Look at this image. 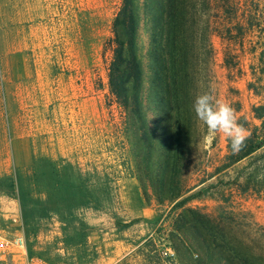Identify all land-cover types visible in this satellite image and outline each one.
Returning <instances> with one entry per match:
<instances>
[{"label": "rangeland", "instance_id": "rangeland-1", "mask_svg": "<svg viewBox=\"0 0 264 264\" xmlns=\"http://www.w3.org/2000/svg\"><path fill=\"white\" fill-rule=\"evenodd\" d=\"M258 1L262 7L264 0ZM121 2L0 0V179L19 175L35 179L45 172L44 179L50 180L51 172L60 168L61 176L70 175L72 184L78 183L79 172L91 186L93 204L66 212L89 225L79 247L87 252L84 262L64 242L60 212L37 222L36 249L52 247L51 256H61L59 264H179L168 241L174 215L168 216L170 206L159 205L154 196L147 202L136 177L125 114L108 88L112 25ZM244 33L237 41L218 34L212 38L214 97L234 109L237 122L244 117L259 124L252 108L264 103L260 62L264 30ZM140 40L146 48L149 35L143 28ZM215 139L206 147L203 169L208 173L228 153V138L217 133ZM248 162L209 180L205 187L215 186L190 206L214 217L223 212L242 217L240 228L249 233L264 227L262 198L242 195L232 183ZM203 176L193 170L190 184L196 185ZM5 191L0 192V228L26 237L20 202ZM147 240L153 244L145 251ZM117 241L130 250L138 247L114 262Z\"/></svg>", "mask_w": 264, "mask_h": 264}, {"label": "trees", "instance_id": "trees-1", "mask_svg": "<svg viewBox=\"0 0 264 264\" xmlns=\"http://www.w3.org/2000/svg\"><path fill=\"white\" fill-rule=\"evenodd\" d=\"M263 10L258 0L246 4L239 0H122L113 21L109 92L125 114L136 177L147 202L154 196L159 205L170 206L168 216L174 215L168 241L179 264H264V227L256 224L257 231L251 228L249 233L240 228L242 217L227 212L214 217L190 206L214 185L204 184L246 160L248 164L232 183L242 195L251 193L264 201V103L252 108L259 124L244 117L238 121L249 133L246 146L233 153L227 139L228 153L210 173L203 169L209 154L203 141L207 128L193 110L197 95L208 91L214 95L212 38L218 34L237 41L246 36V30L262 34ZM142 28L149 35L146 48L140 40ZM261 54L264 74V51ZM229 62L226 58L230 67ZM253 86L250 83L249 89ZM193 170L204 173L196 185L188 178ZM76 174L75 185L70 175L61 176L60 168L51 172L50 180L44 179L45 172L35 179L21 175L0 179V192L7 190L20 202L31 256L59 264L61 256L52 257V247L37 250L33 241L38 220L58 211L65 244L84 262L87 252L79 247L89 225L66 212L89 208L93 195L88 179ZM149 242L146 249L153 244Z\"/></svg>", "mask_w": 264, "mask_h": 264}, {"label": "clouds", "instance_id": "clouds-1", "mask_svg": "<svg viewBox=\"0 0 264 264\" xmlns=\"http://www.w3.org/2000/svg\"><path fill=\"white\" fill-rule=\"evenodd\" d=\"M193 110L197 119L207 128L203 137L206 147L212 146L217 133H223L231 141L233 153L246 146L249 133L237 122L234 109L229 104L215 99L211 91L196 96Z\"/></svg>", "mask_w": 264, "mask_h": 264}, {"label": "built area", "instance_id": "built-area-1", "mask_svg": "<svg viewBox=\"0 0 264 264\" xmlns=\"http://www.w3.org/2000/svg\"><path fill=\"white\" fill-rule=\"evenodd\" d=\"M0 264H54L38 255L31 256L26 237L0 228ZM63 264V263H62Z\"/></svg>", "mask_w": 264, "mask_h": 264}, {"label": "crops", "instance_id": "crops-1", "mask_svg": "<svg viewBox=\"0 0 264 264\" xmlns=\"http://www.w3.org/2000/svg\"><path fill=\"white\" fill-rule=\"evenodd\" d=\"M101 220L98 221V224H100ZM148 239H150V238H148ZM113 245H114V247H113L114 250L112 251V253H113L114 256L112 257L111 260H114V262H121V260H123L124 258H126L131 252H134L136 250V248L138 247V246H135V247H133V249L130 250L129 246L125 248V245H124L123 241L113 242ZM144 249H145V251H148V249H146V248H144ZM122 250L126 254H123L122 253L123 252Z\"/></svg>", "mask_w": 264, "mask_h": 264}]
</instances>
